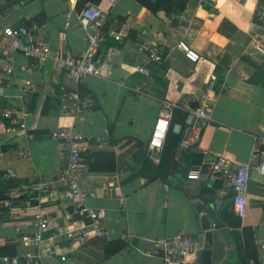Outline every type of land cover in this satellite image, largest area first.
I'll use <instances>...</instances> for the list:
<instances>
[{
	"label": "crops",
	"instance_id": "obj_1",
	"mask_svg": "<svg viewBox=\"0 0 264 264\" xmlns=\"http://www.w3.org/2000/svg\"><path fill=\"white\" fill-rule=\"evenodd\" d=\"M172 2L176 11L154 14L136 0H102L99 6L108 16L103 45L110 48L103 62L98 61L99 49L100 74L87 75L76 86L51 60L39 64L12 52L5 28L25 25L29 42L47 43L64 57L82 53L90 32L79 25L77 0H0V14H9L0 20V194L13 181L18 185L13 188L42 185V208L51 224L61 230L79 228L78 201L68 199L57 182L69 146L51 139L54 131L72 127L87 141L83 154L88 168L79 176L90 193L86 204L105 210L101 226L106 237L90 227L86 240L67 239L41 249L29 239L36 212L30 202L37 193L20 191L15 199L27 198L16 205L14 215L0 206V247H14L21 264H164L148 254L145 239L178 233L206 238L205 250L190 261L204 264L203 252L210 250L212 264H264V175L251 172L246 216L239 218L228 204L231 198L201 197L202 188L220 183L208 177L186 179L181 153L169 183L150 181V162L158 166L161 161L155 163L148 149L165 101L190 113L194 102L207 95L212 118L202 124L197 151L202 162L226 156L239 167L250 161L256 139L264 137V87L249 80L264 61V21L259 18L264 0H188L184 10L178 9L181 0ZM121 30L125 36H119ZM180 40L199 52L202 63L185 57L177 47ZM147 44L158 46V60L143 51ZM216 72L222 76L219 91L211 81ZM75 88L85 97L92 95L96 108L76 117L60 115L62 93ZM9 110L16 111V124L4 118ZM114 165L112 171L90 169ZM10 170L18 178L6 181L3 176ZM188 190L200 193L192 197ZM197 198L204 203L202 212L195 208ZM204 215L209 229L203 227ZM245 230L253 231L256 259L246 251ZM121 242L126 247L114 252Z\"/></svg>",
	"mask_w": 264,
	"mask_h": 264
},
{
	"label": "built area",
	"instance_id": "obj_2",
	"mask_svg": "<svg viewBox=\"0 0 264 264\" xmlns=\"http://www.w3.org/2000/svg\"><path fill=\"white\" fill-rule=\"evenodd\" d=\"M8 15V12L0 14V20H5ZM259 18L264 21V12L259 14ZM107 20L108 16L101 6L88 4L79 15V25L87 33H89V29H94V34L89 33V46L82 53L65 57L47 43L33 44L29 42L27 40L29 30L25 25L7 27L5 28V34L11 42L12 52L23 54L39 64H44L51 60L55 67L66 70L72 82L77 86L87 75H99L101 72L102 67L96 60V55L106 41L104 28ZM119 34V36H125L123 30ZM177 47L190 62L195 64L202 63L203 60L199 52L193 49L185 40H180ZM142 49L150 56L151 60H158L160 58V50L157 45L147 44ZM138 70L143 74H149V70L145 67H139ZM215 79V74H212L211 81ZM27 98H29V95ZM197 102V108L190 110L193 120L186 129L181 142L183 149L196 152L199 150L198 143L203 132L202 124L212 118L208 96H201ZM61 104L60 115L76 117L92 110L95 106V100L91 96L81 97L75 88V90H65L62 93ZM176 107L174 102L165 101L159 110L157 120L151 131L148 149L150 158L157 164L161 161L166 137L170 131ZM15 113L16 111L9 110L3 116L6 119H10L13 124H16V120L12 118ZM51 139L55 142L66 143L69 146L68 163L62 170L57 182L65 190L68 199L78 201L77 213L81 218V226L77 229L68 228L61 230L51 224L48 214L42 208L41 196L44 189L42 185H38L37 187L11 188L5 194V199L0 202L1 208L9 209L14 215L17 212V207L13 199L20 196V191L30 189L36 191L37 195L31 197V200L36 202V205L33 206V209L36 211L33 219L35 232L29 239L37 248L52 249V246L67 239L86 240L90 236V227L95 228L97 235L106 237V233L101 226L105 210L91 208L86 204L90 193L79 183V176L88 168L87 159L83 154L84 147L87 145L86 137L79 134L74 128L68 127L54 131L51 134ZM97 141L103 146L109 145L108 141L101 138H97ZM253 170L264 175V137L256 139L248 163L234 167L228 157L220 156L212 162H202L201 164L194 165L188 173V179L198 182L208 177L221 183V187L217 189L216 195L233 199L235 214L239 218H244L247 210V190L250 174ZM16 178H18V173L15 170H10L3 176V179L6 181ZM87 220H89V224L86 223ZM50 231H52L51 235L45 238L44 234ZM145 244L148 254L160 257L164 264H202L190 261L189 257L197 256L205 250L207 241L206 238L178 233L171 238H146ZM65 259L63 257V260ZM0 262L3 264H21L22 261L17 256H0ZM29 262L34 263L32 260Z\"/></svg>",
	"mask_w": 264,
	"mask_h": 264
},
{
	"label": "trees",
	"instance_id": "obj_3",
	"mask_svg": "<svg viewBox=\"0 0 264 264\" xmlns=\"http://www.w3.org/2000/svg\"><path fill=\"white\" fill-rule=\"evenodd\" d=\"M102 0H77L76 3V10L81 14V12L85 9V7L88 4H94V5H99ZM138 3L141 5L145 6L148 8L152 13L157 14L161 11H164L168 14L176 11L174 7V2L172 0H136ZM188 0H181L179 10H184L186 7V3ZM110 46L109 44L102 45L100 50H101V56L98 61L103 62L105 59V56L109 50ZM164 56V55H163ZM162 56V57H163ZM216 79L214 80V87L213 89L215 91H219L220 86L222 85V76L220 72L215 73ZM250 82L255 84V85H260L264 87V61L257 66L255 73L250 77ZM81 97H85L81 92H80ZM93 97L92 95H90ZM96 108V102L95 106L93 109ZM190 115L188 111L186 112H179L175 110L173 120H172V125L170 128V131L168 132V135L166 137L163 153H162V160L161 163L156 166L150 162V168L152 171V178L150 181L154 180H161L164 183H169L170 178H171V172L172 168L174 165V162L178 156V153H181V159L182 161L186 164V168L184 169V175L185 178L188 179V173L190 169L194 165H198L202 163V154L192 151V150H185L181 147V142L183 139V131L180 134H176L173 132V128L176 124H181L184 129L187 128V118ZM7 125H9L7 123ZM92 170H98V171H109V170H115V165L112 167L109 166H104V167H92L90 168ZM18 185L13 181L7 184L5 190L0 194V202L3 201L5 198L4 194L7 192V190L17 187ZM221 187V183L218 185H215L213 189L209 188H202L201 190V197L205 199H213L216 195L217 189ZM27 197H22L20 199H13L15 202V205H18L21 201H24ZM32 206L36 205L34 201L30 202ZM253 239H254V234L252 230H245L244 231V241H245V246H246V251L250 250V253L248 254L251 259H256V253H255V247L253 245ZM117 248L114 252L119 251L123 248L126 247V244L124 243H117ZM15 248L6 246V247H0V256H15Z\"/></svg>",
	"mask_w": 264,
	"mask_h": 264
},
{
	"label": "water",
	"instance_id": "obj_4",
	"mask_svg": "<svg viewBox=\"0 0 264 264\" xmlns=\"http://www.w3.org/2000/svg\"><path fill=\"white\" fill-rule=\"evenodd\" d=\"M89 32H90V34H94V29H89ZM99 55H100V51H98V53H97V55H96V60H98L99 59ZM197 106H198V102L197 101H195L194 102V105L192 106V108L193 109H195V108H197ZM192 120H193V116L192 115H190L189 117H188V119H187V125H190L191 124V122H192ZM182 129H183V126L182 125H180V124H176L175 126H174V128H173V132L174 133H176V134H180L181 132H182ZM198 186H200V183L198 184ZM199 191L198 190H196L194 193L193 192H190L189 190H188V194L190 195V196H192V197H196V196H198L199 195ZM234 203V200L233 199H230V200H228V204L229 205H231V204H233ZM195 208L197 209V211L198 212H202L203 211V209H204V203H203V201L202 200H200L199 198H197L196 199V205H195ZM211 209H214V208H216L215 207V205L213 204V205H211V207H210ZM209 211V213H211L213 216H215V211L214 212H212V211H210V210H208ZM202 221H203V227H204V229H209V228H211V224H210V222H209V219H208V216H203L202 217ZM211 254H212V251H210V250H206V251H204L203 252V263L204 264H212V260L210 259V256H211Z\"/></svg>",
	"mask_w": 264,
	"mask_h": 264
}]
</instances>
